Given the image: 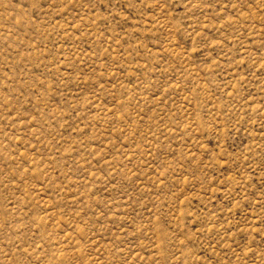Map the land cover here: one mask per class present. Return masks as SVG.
I'll return each instance as SVG.
<instances>
[{
	"label": "rangeland",
	"instance_id": "1",
	"mask_svg": "<svg viewBox=\"0 0 264 264\" xmlns=\"http://www.w3.org/2000/svg\"><path fill=\"white\" fill-rule=\"evenodd\" d=\"M0 264H264V0H0Z\"/></svg>",
	"mask_w": 264,
	"mask_h": 264
}]
</instances>
